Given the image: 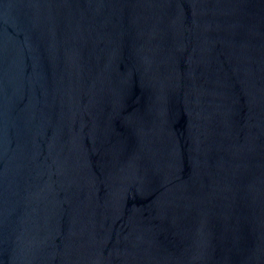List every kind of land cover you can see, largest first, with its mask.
<instances>
[{"label": "water", "instance_id": "obj_1", "mask_svg": "<svg viewBox=\"0 0 264 264\" xmlns=\"http://www.w3.org/2000/svg\"><path fill=\"white\" fill-rule=\"evenodd\" d=\"M0 264H264V0H0Z\"/></svg>", "mask_w": 264, "mask_h": 264}]
</instances>
